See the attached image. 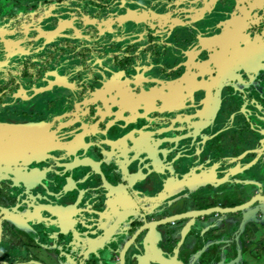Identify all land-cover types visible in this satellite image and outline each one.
<instances>
[{
    "label": "flooded vegetation",
    "instance_id": "af4514ba",
    "mask_svg": "<svg viewBox=\"0 0 264 264\" xmlns=\"http://www.w3.org/2000/svg\"><path fill=\"white\" fill-rule=\"evenodd\" d=\"M0 34V264H264V0H0Z\"/></svg>",
    "mask_w": 264,
    "mask_h": 264
},
{
    "label": "water",
    "instance_id": "95a60500",
    "mask_svg": "<svg viewBox=\"0 0 264 264\" xmlns=\"http://www.w3.org/2000/svg\"><path fill=\"white\" fill-rule=\"evenodd\" d=\"M24 18H26V17H23V16H21V17H17V18H14L12 21H11V23L12 24H19V25H23L21 22H22V20H24ZM28 18H30V17H28ZM32 19H29L27 22H26V24H29L30 25V23H31V25L30 26H33V25H38V26H45V25H54V24H57V23H59V21H60V16L59 15H50V16H48V17H46L43 13H34V15H33V17H31ZM5 21V20H4ZM4 26H6V24L4 25ZM36 31V30H35ZM27 35V34H26ZM43 38H45L46 39V37L45 36H43ZM8 40V41H7ZM7 42H11V43H16L17 41H15L14 39H8L7 38V36L6 35H1L0 34V45H4L5 46V44L7 43ZM31 42V40H27V41H23L22 43H30ZM7 51H9V49H5L4 51H2L3 52V54L2 53H0V59L1 60H3L4 58H11V57H13V56H16V55H14V54H6V52ZM20 55V54H19ZM18 55V56H19ZM0 60V61H1ZM54 87L55 88H58V89H63V88H68L66 85H64V84H59V83H55L54 84ZM126 128L127 127H121V129L119 130V132H118V135H119V138H125L126 137ZM135 131H137V129H135ZM139 134V132H137V135ZM106 135H109V133H97V134H91V136H93V137H96V136H100V137H103V136H106ZM116 134H113L112 136H115ZM141 135V134H140ZM130 141H132L131 139H130ZM252 200V202H251V204H254V203H257L258 205H257V209H258V211H256V213H260L261 215H262V217H261V222L264 224V209H263V207L261 208L260 206H259V203H260V200L259 199H254V198H251ZM230 210H225V212H229ZM8 222V221H7ZM259 222V220L258 221H255L254 223H257V224H259L258 223ZM16 227H18L19 229H21V227L18 225V224H16V223H13ZM253 229V231L255 232V229L254 228H252ZM34 231V230H33ZM253 234H255V233H253ZM1 263V262H0ZM34 263V262H33ZM33 263H29V264H33ZM35 264V263H34ZM37 264V263H36Z\"/></svg>",
    "mask_w": 264,
    "mask_h": 264
},
{
    "label": "crops",
    "instance_id": "0c3cea01",
    "mask_svg": "<svg viewBox=\"0 0 264 264\" xmlns=\"http://www.w3.org/2000/svg\"><path fill=\"white\" fill-rule=\"evenodd\" d=\"M29 19H32L31 17L30 18H28L27 16H26V18H24V20H22V24L23 25H25L26 24V22L29 20ZM31 24V23H30Z\"/></svg>",
    "mask_w": 264,
    "mask_h": 264
}]
</instances>
